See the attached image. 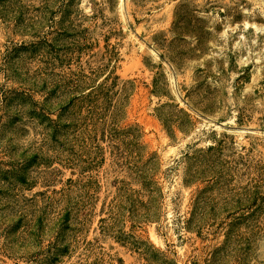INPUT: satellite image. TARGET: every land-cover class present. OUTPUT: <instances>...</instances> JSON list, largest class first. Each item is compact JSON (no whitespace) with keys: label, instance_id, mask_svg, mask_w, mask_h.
Segmentation results:
<instances>
[{"label":"rangeland","instance_id":"374dc122","mask_svg":"<svg viewBox=\"0 0 264 264\" xmlns=\"http://www.w3.org/2000/svg\"><path fill=\"white\" fill-rule=\"evenodd\" d=\"M0 264H264V0H0Z\"/></svg>","mask_w":264,"mask_h":264},{"label":"bare ground","instance_id":"6f19581e","mask_svg":"<svg viewBox=\"0 0 264 264\" xmlns=\"http://www.w3.org/2000/svg\"><path fill=\"white\" fill-rule=\"evenodd\" d=\"M217 128H219V129H221V127L220 126H217ZM239 132V131H238ZM243 132V131H242ZM240 134V133H239ZM243 134V133H242Z\"/></svg>","mask_w":264,"mask_h":264}]
</instances>
